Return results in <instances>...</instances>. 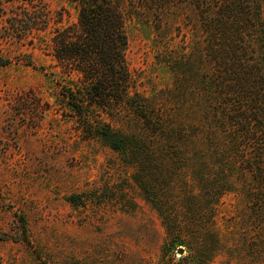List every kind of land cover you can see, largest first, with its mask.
<instances>
[{
  "label": "rangeland",
  "instance_id": "1",
  "mask_svg": "<svg viewBox=\"0 0 264 264\" xmlns=\"http://www.w3.org/2000/svg\"><path fill=\"white\" fill-rule=\"evenodd\" d=\"M116 1L132 91L157 103L174 82L167 61L202 43L198 18L188 7L158 18L137 0ZM260 5L264 19V0ZM77 15L65 0L32 6L0 0V264H171L162 252L159 217L133 179L135 167L94 130L83 132L84 120L67 107L64 96L77 77L55 59L52 38L76 25ZM132 119L88 118L94 129ZM234 172L216 220L235 249L212 264L258 257V250L242 246L248 199L244 178ZM251 238L257 244L256 233Z\"/></svg>",
  "mask_w": 264,
  "mask_h": 264
},
{
  "label": "trees",
  "instance_id": "2",
  "mask_svg": "<svg viewBox=\"0 0 264 264\" xmlns=\"http://www.w3.org/2000/svg\"><path fill=\"white\" fill-rule=\"evenodd\" d=\"M3 1L32 6L44 0ZM65 1L75 5L77 24L57 30L52 43L67 76L77 77L69 96H64L67 107L84 120L83 132L94 130L135 167L133 179L164 231L163 255L171 264H212L218 256L232 254L235 247L230 252L223 241L216 215L238 170L250 218L242 246L258 250L250 264H264L261 0H137L158 18L191 8L202 35V43L195 42L190 54L167 61L174 82L163 92L167 97L157 103L132 91L119 2ZM101 116L134 119L94 129L88 118ZM167 194L171 197H164ZM254 233L257 244H252ZM180 249L182 254L174 261Z\"/></svg>",
  "mask_w": 264,
  "mask_h": 264
},
{
  "label": "water",
  "instance_id": "3",
  "mask_svg": "<svg viewBox=\"0 0 264 264\" xmlns=\"http://www.w3.org/2000/svg\"><path fill=\"white\" fill-rule=\"evenodd\" d=\"M182 254V249H180L179 251H178V255H181Z\"/></svg>",
  "mask_w": 264,
  "mask_h": 264
}]
</instances>
